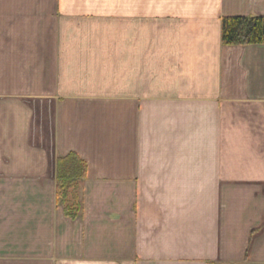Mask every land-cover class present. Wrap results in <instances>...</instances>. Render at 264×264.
Masks as SVG:
<instances>
[{"label":"crops","instance_id":"obj_1","mask_svg":"<svg viewBox=\"0 0 264 264\" xmlns=\"http://www.w3.org/2000/svg\"><path fill=\"white\" fill-rule=\"evenodd\" d=\"M238 15L264 0H0V264H264V44L222 43Z\"/></svg>","mask_w":264,"mask_h":264},{"label":"trees","instance_id":"obj_2","mask_svg":"<svg viewBox=\"0 0 264 264\" xmlns=\"http://www.w3.org/2000/svg\"><path fill=\"white\" fill-rule=\"evenodd\" d=\"M221 41L226 46L264 44V16L238 15L223 17ZM87 174V164L77 153L70 151L56 159V200L69 218L81 213L80 182Z\"/></svg>","mask_w":264,"mask_h":264},{"label":"rangeland","instance_id":"obj_3","mask_svg":"<svg viewBox=\"0 0 264 264\" xmlns=\"http://www.w3.org/2000/svg\"><path fill=\"white\" fill-rule=\"evenodd\" d=\"M78 193H79V197H80V192H79V190H78Z\"/></svg>","mask_w":264,"mask_h":264}]
</instances>
